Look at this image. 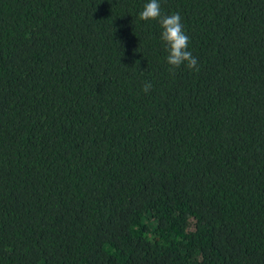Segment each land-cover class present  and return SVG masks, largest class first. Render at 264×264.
<instances>
[{
    "label": "trees",
    "instance_id": "16d2710c",
    "mask_svg": "<svg viewBox=\"0 0 264 264\" xmlns=\"http://www.w3.org/2000/svg\"><path fill=\"white\" fill-rule=\"evenodd\" d=\"M148 2L0 0V264H264V0Z\"/></svg>",
    "mask_w": 264,
    "mask_h": 264
},
{
    "label": "clouds",
    "instance_id": "9594fccd",
    "mask_svg": "<svg viewBox=\"0 0 264 264\" xmlns=\"http://www.w3.org/2000/svg\"><path fill=\"white\" fill-rule=\"evenodd\" d=\"M138 19L144 22L158 20L161 28L160 39L167 51L166 63L171 74L174 75L175 70L182 65L189 70L199 72L197 58L187 50L189 37L183 30L179 13L162 16L158 0H150L144 5ZM151 87L150 83H145L142 90L147 93Z\"/></svg>",
    "mask_w": 264,
    "mask_h": 264
}]
</instances>
